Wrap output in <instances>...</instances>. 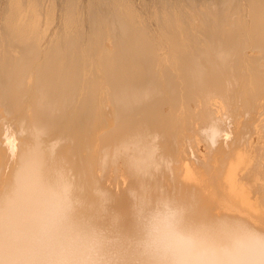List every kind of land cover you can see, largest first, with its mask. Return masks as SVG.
Listing matches in <instances>:
<instances>
[{
	"label": "bare ground",
	"instance_id": "6f19581e",
	"mask_svg": "<svg viewBox=\"0 0 264 264\" xmlns=\"http://www.w3.org/2000/svg\"><path fill=\"white\" fill-rule=\"evenodd\" d=\"M52 1L0 6V260L264 264V0Z\"/></svg>",
	"mask_w": 264,
	"mask_h": 264
},
{
	"label": "clouds",
	"instance_id": "9594fccd",
	"mask_svg": "<svg viewBox=\"0 0 264 264\" xmlns=\"http://www.w3.org/2000/svg\"><path fill=\"white\" fill-rule=\"evenodd\" d=\"M46 218L55 227L58 223V210L54 207L43 210ZM0 264H177L172 260L154 259L150 255H137L122 261L106 257L99 249L97 242L91 237H82L75 242L69 241L46 250L37 256L25 259L0 260Z\"/></svg>",
	"mask_w": 264,
	"mask_h": 264
},
{
	"label": "rangeland",
	"instance_id": "374dc122",
	"mask_svg": "<svg viewBox=\"0 0 264 264\" xmlns=\"http://www.w3.org/2000/svg\"><path fill=\"white\" fill-rule=\"evenodd\" d=\"M4 1H5V0H0V6H1V2L4 3ZM55 1H56V3H57L58 5H57L56 3H54V1H52V3L56 5V6H55V7H56V8H55V9H56L55 12L57 11L56 13L59 15V12H60V11H58V10L60 9V6H61V0H55ZM81 1H82V0H81ZM84 1H85V0H83L82 2L85 3ZM143 1H144V0H138V1L135 0V2H133V1H132V2H133L134 5H136L137 7H139V8H144V9H147L146 7H148V8L150 9V8L154 5V0H153V1H152V0H145V2L147 1V2H146V7H145V6H144V5H145V2H143ZM148 1H149L150 4L153 2V3L151 4L152 6H151L150 4H147ZM46 2H47V0H45V2H44V6L48 4V3L45 4ZM138 2H141V3L139 4ZM142 2H143V3H142ZM57 6H58V7H57ZM57 14H56V17H54L53 19H54V21H57V22H58L59 19H57V18H59V16L57 17ZM54 16H55V13H54ZM55 19H57V20H55ZM52 21H53V20H52ZM57 22H53V23H54V26H53V24H51L50 28L55 27V26L58 24ZM16 142H17V140H16Z\"/></svg>",
	"mask_w": 264,
	"mask_h": 264
}]
</instances>
